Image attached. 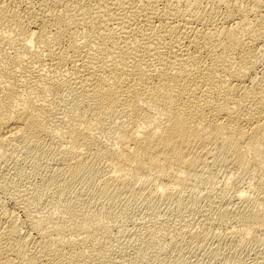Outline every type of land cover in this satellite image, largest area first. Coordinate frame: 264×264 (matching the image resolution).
<instances>
[{
  "label": "bare ground",
  "instance_id": "obj_1",
  "mask_svg": "<svg viewBox=\"0 0 264 264\" xmlns=\"http://www.w3.org/2000/svg\"><path fill=\"white\" fill-rule=\"evenodd\" d=\"M263 50L264 0H0V162L8 145L24 150L35 172L39 161L54 162L34 184L37 193L25 192L33 184L24 192L38 204L48 195L67 217L65 227L54 226L53 214L22 233L1 205L0 264H108L109 228L94 214L121 216L117 207L130 199L151 208L170 200L178 212L194 211L203 196L185 191L215 166L237 174V186L246 174L253 182L240 184L234 205L217 195L215 220L204 214V226L233 217L238 238L264 235ZM96 130L111 133L114 143L103 145ZM142 235L132 240L135 256L156 261L160 250ZM226 235L182 240L195 248L212 237L220 254ZM170 238L164 242L177 251ZM255 255L248 264H264L263 254ZM239 258L230 264H247Z\"/></svg>",
  "mask_w": 264,
  "mask_h": 264
},
{
  "label": "rangeland",
  "instance_id": "obj_2",
  "mask_svg": "<svg viewBox=\"0 0 264 264\" xmlns=\"http://www.w3.org/2000/svg\"><path fill=\"white\" fill-rule=\"evenodd\" d=\"M259 54H263V56H264V50H263V52L262 51H260V53ZM262 55H261V57H260V66H264V57H263ZM261 60H262V62H261ZM97 134H98V132H99V134L98 135H100V136H98L99 137V139H101V140H99V141H101V143H102V141H103V145L106 143V146L107 145H111L109 142H111L112 144L114 143V141H112L113 140V136H112V134L111 133H104L105 135H103V133H102V135H101V133H100V131H98V130H96L95 131ZM108 134V135H107ZM109 134H111V136L109 135ZM107 135V136H106ZM105 136V137H104ZM110 136V137H109ZM105 138V139H104ZM57 137L55 138V139H53V141H54V143L56 144V146H58L59 144H60V139H57ZM106 142H105V141ZM9 147V148H8ZM9 149H11V150H9ZM5 156H6V160L5 161H1L0 162V180L2 181V185H4L5 186V188H4V186L2 187V189L0 190V206L1 205H3V211L5 212L4 214H6V215H9V213L11 214H13L14 216H15V219H16V222H17V226H19V230L22 232V233H25V232H27V231H32L30 228H32V226L34 225L35 226V224L36 223H38L37 221H39L40 223H43V224H45L46 222H49L50 221V219H48V218H50V217H48V216H50V215H52L51 217H53L54 215L53 214H55V218L53 217L52 219H54L53 221L55 222V223H57V224H54V226L57 228V227H61V225H62V227L64 226L65 227V225L67 224L66 223V215H64L63 216V212H61L62 210H61V208H60V211L58 210L59 209V207L60 206H58V204L57 203H54V202H52V200H50V198H49V196L48 195H44V198L42 199V201H40L39 202V204L38 203H33L32 201H31V199H30V201H27V195L28 194H30V196H32L31 194H33L34 195V193H37V191L35 190L36 188H35V186L37 185V184H39L38 182H40L39 181V179L41 178V176L40 175H42L43 173H44V171L46 172V170L48 171H50L53 167V165L52 164H54V162L52 163L50 160L48 161V160H41V162L39 161L38 163L40 164V165H38V167H39V169H40V171L38 172V171H36L35 172V168H33V166H31V165H29L27 162V164L26 163H24L25 162V159H24V155H22V154H24L23 153V151L24 150H22L21 148H19L18 150H16V149H14V148H12V146L11 145H8V146H6V148H5ZM8 150H9V152H8ZM16 151V152H15ZM19 151V152H18ZM10 152H11V154H10ZM14 152V153H13ZM22 152V153H21ZM16 153H18V154H16ZM20 153V154H19ZM16 154V155H15ZM12 155H13V157H12ZM15 156V157H14ZM21 156V157H20ZM23 156V157H22ZM11 157V158H10ZM9 158V159H8ZM18 158H19V160H18ZM23 159V160H22ZM9 160V161H8ZM13 161V162H12ZM44 161V162H43ZM48 161V162H47ZM8 162V163H7ZM17 162V163H16ZM47 162V163H46ZM3 163V164H2ZM43 163V164H42ZM45 163V164H44ZM46 164H50V165H46ZM43 165V166H42ZM45 165V166H44ZM49 166V168H46V167H48ZM44 167V168H43ZM223 167V168H222ZM222 167H220V166H215V167H213V169H208V168H205V169H203L204 171L202 172V176L200 175V178L202 177V181H201V179H199V177L197 178V177H194V178H196L197 180H192V182L190 183V186H193V187H190V190H189V187H188V190H186L185 192L187 193V194H185V197H189L190 195H192V196H190V198H194L195 196L196 197H207L206 195H208V197L206 198V200H204V198L202 197V198H200V200L198 201V202H195L194 203V208H196V210H194V211H192L191 210V208L190 207H186V208H184V209H182L181 211H179L180 212V214H179V212L175 209V208H173L174 206L173 205H175V203L173 202V201H170L169 200V202L168 201H162V199H159L157 202H155V203H152V205L153 204H155V206H153L152 208L151 207H149V206H146L144 203L143 204H141V203H137L136 201H134V200H132V199H130V200H124V201H122V202H120L121 204H119V205H122L123 207H117V211L118 212H120L122 215H123V217H121L120 215V217L119 216H116V217H111V218H108V217H103L104 215L102 214V217L100 216V214H99V212H98V214L96 215V214H94L93 216H96V217H93V218H95V220L96 221H99V223L101 222V224H103V226L104 227H106V225H108L107 227L109 228H107L106 227V229H108V231H107V235H108V243H106V245H108L106 248H107V250H106V248H105V253H106V257H107V260H108V264H230L231 262H232V260H236V259H238V257H242L241 259H244V260H247L248 262H247V264L248 263H251L252 262V260H250V258L251 259H254L255 257H256V255L255 254H259L258 256H261L260 254H263V256H264V248H262V247H264V246H262V245H264V235H262V234H256V235H254L253 233H249V234H247V235H244L243 234V236L244 237H246L245 238V240H249L248 242H246L245 244H244V246L243 247H241V248H239V249H236L235 247H237V240H235V239H238V240H244V237H243V239H242V237H239L238 238V236L236 235L237 233H238V231H239V229H240V227H237V223L235 222V219H233V217H231V220H229L228 221V223L226 222V224H222V225H218L216 222H214L213 224H212V226H210V224L208 225V226H204V219H205V216L206 215H210L209 217H212L213 218V216L212 215H214L215 213L213 212L214 210H215V207H216V205H218V204H216V203H219L218 202V196L217 195H219V194H221L222 195V193H223V198H225L226 197V199H224L225 201H223V203L225 204V205H228V204H226L225 202H227V201H229V202H231V204L230 205H234V203L236 202V200L235 199H233V196L235 197V194H236V192H237V190H239L240 188H241V185L240 184H242V187H244V186H249V185H251V182H253L252 180H251V176L249 177V175H245V177L243 176V180L242 181H244V183L241 181V182H239V186H237V183H236V176H237V174H236V176L233 174V175H230L229 174V170H227L228 168L225 166H222ZM44 169V170H43ZM18 171H20V172H18ZM208 171V172H207ZM211 173H210V172ZM37 172H38V174H37ZM20 175H19V174ZM36 173V174H35ZM40 173V174H39ZM42 173V174H41ZM205 174V175H204ZM210 174V175H209ZM212 174V175H211ZM19 175V176H18ZM26 177L25 179H24V177ZM36 176V177H35ZM207 176V177H206ZM212 178H211V177ZM233 176L235 177L234 179H233ZM40 177V178H39ZM208 177H210V178H208ZM247 177V178H246ZM250 178V180H249V178ZM6 178V179H5ZM27 179V180H26ZM29 179V180H28ZM208 179V181H206V180ZM210 179H212V180H210ZM245 179V180H244ZM22 180H24V181H22ZM26 180V181H25ZM36 180V181H35ZM199 180V181H198ZM249 180V181H248ZM0 181V182H1ZM6 181V182H5ZM211 181V182H210ZM251 181V182H250ZM4 182H5V184H4ZM205 182V184L203 185V183ZM234 182V183H233ZM23 183V184H22ZM25 183V184H24ZM36 183V185H34ZM194 183V184H193ZM207 183H209V184H211V186H210V188H208L209 187V184H207ZM248 183V184H247ZM31 184H33L32 186L34 187H32L31 185V189H29V185ZM247 184V185H246ZM17 186H18V188H20L21 189V192H18V191H20V190H18V188H17ZM38 186V185H37ZM36 186V187H37ZM236 186V187H235ZM22 187V188H21ZM15 188V189H14ZM212 188H213V190H212ZM4 189V190H3ZM26 189H29L30 190V192H29V190L27 191ZM33 189V190H32ZM211 189V190H210ZM15 190L17 191V192H15ZM26 190V191H25ZM34 190L36 191V192H34ZM22 191L24 192H27V195H26V193H25V196H26V198H25V196H24V193H22ZM32 191V192H31ZM193 191V192H192ZM208 191V192H207ZM29 192V193H28ZM210 192V193H209ZM212 192V193H211ZM221 192V193H220ZM6 193H9V194H6ZM16 193H18V194H16ZM22 193V194H21ZM191 193V194H190ZM193 193V194H192ZM197 194V195H196ZM205 194V195H204ZM22 196V198H21V196ZM187 195V196H186ZM194 195V196H193ZM225 195V196H224ZM18 196V197H17ZM45 196H46V198H45ZM84 196V195H83ZM217 196V197H216ZM249 196L251 197V194H249ZM48 197V198H47ZM84 197H86V196H84ZM195 197V198H196ZM215 197H216V202H215ZM209 198H210V201H209ZM230 198V199H229ZM18 199V200H17ZM44 199H46V200H44ZM49 199V200H48ZM202 199V200H201ZM3 200V201H2ZM213 200V201H212ZM231 200V201H230ZM235 200V201H234ZM25 201H27V202H25ZM22 202V203H21ZM24 202V203H23ZM88 201H87V199H86V202L83 204V205H86V207L88 206V203H87ZM213 202H215V204L213 203ZM232 202H234L233 204H232ZM26 203V204H25ZM228 203V202H227ZM29 204V205H28ZM32 204V205H31ZM54 205L55 207H53V206H51L50 207V205ZM57 204V205H56ZM213 204V205H212ZM220 204V203H219ZM239 203H237V205H238ZM255 204V203H254ZM254 204H250V205H254ZM26 205H28V206H26ZM34 205H37V206H34ZM95 206H96V204H94ZM188 205V204H187ZM191 205V204H190ZM211 205H212V207H211ZM236 205V204H235ZM243 205V204H242ZM27 207V209H28V213L30 214V216L28 217V216H26L25 214V209L23 208V207ZM57 206H58V209H57ZM82 206V205H81ZM95 206H91V210L92 211H97V209H98V207H100V205H97L96 206V208H95ZM173 206V207H172ZM208 206H210V207H208ZM19 207V208H18ZM34 207H36V208H34ZM47 207V208H46ZM167 207V208H166ZM169 207V208H168ZM244 207V206H243ZM242 207V208H243ZM54 208V209H53ZM95 208V209H94ZM175 209L176 211H177V214H176V211L174 210H171V213H170V210L169 209ZM207 208H208V210H207ZM209 208H211L210 210H209ZM214 210H213V209ZM7 209V210H6ZM23 209V210H22ZM150 209V210H149ZM160 209V210H159ZM190 209V210H189ZM198 209V210H197ZM204 209H206V210H204ZM241 209V208H240ZM9 210V211H8ZM38 210V211H37ZM201 210V211H200ZM202 210H204V212H202ZM213 210V211H212ZM54 211H55V213H54ZM152 211H153V213H152ZM169 211V212H168ZM200 211V212H199ZM207 211V212H206ZM210 211H212V212H210ZM51 213V214H49V213ZM61 213V215L59 214V213ZM167 212V213H166ZM209 212V214H206V213H208ZM15 213V214H14ZM38 213V214H37ZM57 213H58V215H57ZM63 213V214H62ZM96 213V212H95ZM169 213V214H168ZM203 213V214H202ZM28 214V215H29ZM201 214L203 215V217H201ZM204 214H205V216H204ZM48 215V216H47ZM169 215V216H168ZM19 216V217H18ZM33 216V217H32ZM56 216H58V218L56 217ZM60 216H61V218H63V221L65 220V222H63L61 219H60ZM160 217V218H159ZM202 218V221H203V223H201L202 221H201V218ZM214 217H215V215H214ZM30 218V219H29ZM44 218H45V220H44ZM98 218H99V220H98ZM156 218V219H155ZM200 218V219H199ZM57 219H59V220H57ZM105 219V220H104ZM110 219V220H109ZM158 219H160V220H158ZM165 219H166V221H165ZM31 220V221H30ZM44 220V221H43ZM46 220H48V221H46ZM57 220V221H56ZM153 220V221H152ZM213 220H215V218H213ZM42 221V222H41ZM60 221V222H59ZM62 221V222H61ZM170 221V222H169ZM198 221V222H197ZM234 221V222H233ZM45 222V223H44ZM159 222H164L165 223V225H163L164 227H162V226H159L158 224H159ZM173 222V223H172ZM200 222V223H199ZM230 222V223H229ZM35 223V224H34ZM40 223H38V224H36V225H39ZM62 223V224H61ZM65 223V225H63ZM154 223H155V225L156 226H152V224L154 225ZM157 223V224H156ZM167 223V224H166ZM32 224V225H31ZM51 225H52V223H50ZM50 224H48L47 223V225L48 226H51ZM59 224V226H57ZM237 224V225H236ZM143 225V226H142ZM169 225V226H168ZM202 225V226H201ZM214 225V226H213ZM216 225V226H215ZM226 225V226H225ZM33 226V227H34ZM148 226V227H147ZM151 226V228L153 229V231H152V229L150 230V227ZM190 226V227H189ZM199 226V227H198ZM162 227V228H161ZM167 227V228H166ZM50 228V227H49ZM142 228V229H141ZM144 228H145V230L147 229L148 230V232L146 231V232H144ZM158 228H161V231H159V230H157ZM206 228H207V231L208 232H210V231H212V232H214L215 234H219L220 235V233H221V236L224 234V235H226L225 233H227V232H231L230 234H233V235H226L227 237V239L225 238V240H222V244H220L221 245V250L223 251H221L220 250V254L219 253H217V252H215L216 254H214V250H215V248L213 249L212 248V246H210L211 244L213 245V247H215L214 246V244L213 243H215L216 244V242H215V240H214V242H213V240L210 238L209 240H211V242H208V241H206L205 243L203 242V243H201V244H203L202 245V247H201V245L199 246V244H196V246H194L195 248H192V246H190V245H186V243H185V241H183V240H185V237H187L188 235H194V234H196V233H201V232H207V231H205L206 230ZM209 228V229H208ZM51 229V228H50ZM163 229L164 230H166L165 232H162L163 231ZM238 229V230H237ZM139 230H141V231H139ZM143 230V231H142ZM182 230V231H181ZM214 230V231H213ZM218 230V231H217ZM227 230V231H226ZM138 232V234H137V232ZM150 231V232H149ZM171 231V232H170ZM178 231V232H177ZM233 231V232H232ZM236 231V232H235ZM159 232V233H158ZM65 233V235H66V233L67 232H64ZM109 233V234H108ZM141 233V234H140ZM142 233L144 234V236L142 235ZM149 235H148V234ZM157 233V234H156ZM170 233V234H169ZM173 233H175V234H173ZM179 233V234H178ZM183 233V234H182ZM188 233V234H187ZM190 233V234H189ZM236 233V234H235ZM134 234H137V236L136 235H134ZM184 235V236H182V235ZM140 235V236H139ZM141 235L143 236V237H146V238H148L149 240H151V242H153L154 244H153V247H154V249H159L160 251H159V253L161 254L162 253V255H160L159 254V259H157L156 261L154 260H148V258H147V256H146V258H147V260H146V258H145V256L143 257L142 255L141 256H135V255H137V254H135L134 253V250L135 249H133L132 247H133V239H135L136 237H138V240H139V238L141 237ZM166 235V236H165ZM172 235V236H171ZM174 235V236H173ZM176 235V236H175ZM249 235H250V237H249ZM262 235V236H261ZM110 236V237H109ZM148 236V237H147ZM151 236V237H150ZM155 236V237H154ZM178 236V237H177ZM234 237V241H231V239H230V237ZM252 236H254V237H252ZM67 237V238H66ZM66 239H68V238H70V234L69 233H67V235H66ZM171 237V238H170ZM165 238H167L168 240H169V238L170 239H176V241L178 240V245H177V251H169V249H168V246L166 245V241H168L167 239H165ZM182 238H183V240H182ZM229 238V239H228ZM249 238V239H248ZM252 238V239H251ZM255 238V239H254ZM130 239H131V241H130ZM153 239V240H152ZM162 239V240H161ZM214 239V238H213ZM125 240V241H124ZM138 240H137V242H138ZM157 240H158V242H157ZM162 242H160V241ZM231 242H230V241ZM255 240V241H254ZM121 241H123L124 243H127V245H125L124 247L125 248H122V250H121V244H120V242ZM154 241H156V242H154ZM165 241V242H164ZM229 241V242H228ZM128 242H131V243H128ZM236 242V243H235ZM253 244H252V243ZM261 242V243H260ZM182 243V244H181ZM206 243H210L209 245H207ZM229 243V244H228ZM120 244V245H119ZM158 244V245H160L163 249H162V251L164 252L165 250H166V252L165 253H163L162 251H161V249H160V246H156V245ZM231 244V245H230ZM236 244V245H235ZM182 245V246H181ZM197 245H198V248H197ZM231 247H230V246ZM250 245V246H249ZM111 246L113 247V248H111ZM118 246H120V247H118ZM166 247V248H164V247ZM189 246V247H188ZM208 246V247H207ZM226 246V247H225ZM235 246V247H234ZM116 247V248H115ZM157 247V248H156ZM183 247V248H182ZM185 247V248H184ZM190 247H191V249H190ZM225 247V248H224ZM256 248V249H255ZM261 250H260V249ZM168 249V250H167ZM183 251H182V250ZM186 249V250H185ZM195 249V250H194ZM212 249H213V252H212ZM228 249V250H227ZM233 249H236V251L238 250V252L234 255V251H232ZM252 249V250H251ZM193 250V251H192ZM197 250V251H196ZM225 250V251H224ZM243 250V251H242ZM251 250V251H250ZM253 250H260V252H258V253H256V251H253ZM182 251V252H181ZM207 251V252H206ZM108 252H110V253H108ZM126 252V253H125ZM226 252V253H225ZM228 252V253H227ZM241 252V253H240ZM244 252V253H243ZM246 252V253H245ZM248 252V253H247ZM250 252V253H249ZM107 253H108V255L110 256V257H108L107 256ZM125 253V254H124ZM223 253V254H222ZM225 253V254H224ZM255 256H253L252 254ZM140 254V253H139ZM243 254V255H242ZM250 254H251V256H250ZM215 255V256H214ZM219 255V256H218ZM225 255V256H224ZM239 255V256H238ZM125 256V257H124ZM218 258H217V257ZM224 256V257H223ZM227 256V257H226ZM236 256H237V258H236ZM142 257H143V259H142ZM235 257V258H234ZM247 257V258H246ZM253 257V258H252ZM109 258V259H108ZM139 258H141V259H139ZM232 258V259H231ZM239 258V259H240ZM116 259V260H115ZM113 260V261H112ZM135 260V261H134ZM243 260V261H244ZM149 261V262H148ZM110 262V263H109ZM135 262V263H134ZM246 262V261H245Z\"/></svg>",
  "mask_w": 264,
  "mask_h": 264
}]
</instances>
